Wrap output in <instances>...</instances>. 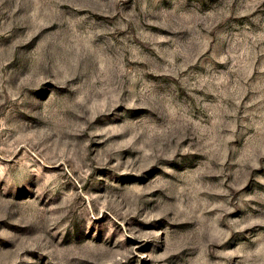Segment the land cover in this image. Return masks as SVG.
<instances>
[{"label":"rangeland","instance_id":"1","mask_svg":"<svg viewBox=\"0 0 264 264\" xmlns=\"http://www.w3.org/2000/svg\"><path fill=\"white\" fill-rule=\"evenodd\" d=\"M0 264H264V0H0Z\"/></svg>","mask_w":264,"mask_h":264}]
</instances>
